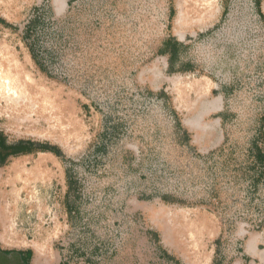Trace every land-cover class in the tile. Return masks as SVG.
Returning a JSON list of instances; mask_svg holds the SVG:
<instances>
[{"label":"rangeland","instance_id":"374dc122","mask_svg":"<svg viewBox=\"0 0 264 264\" xmlns=\"http://www.w3.org/2000/svg\"><path fill=\"white\" fill-rule=\"evenodd\" d=\"M171 37L185 44L173 69ZM0 41L69 113H0L1 143L59 153L0 155L2 250L31 264H263L248 246L264 251V0H0ZM16 161L42 174L12 178Z\"/></svg>","mask_w":264,"mask_h":264},{"label":"bare ground","instance_id":"6f19581e","mask_svg":"<svg viewBox=\"0 0 264 264\" xmlns=\"http://www.w3.org/2000/svg\"><path fill=\"white\" fill-rule=\"evenodd\" d=\"M67 111L68 108L56 97V94L39 87L28 72L26 62L21 61L14 52L10 51L5 42L0 41V113H4L7 121L15 123L22 117H38L43 114H47L51 120L55 117L62 119V116L69 115ZM10 168L12 178L20 176L29 180L32 176L42 174L41 167L34 166L29 171L23 169L25 167L19 161L12 163ZM4 211L5 206H0V215ZM204 227L205 224L201 221L199 230ZM37 246L34 245V252L39 255Z\"/></svg>","mask_w":264,"mask_h":264},{"label":"trees","instance_id":"16d2710c","mask_svg":"<svg viewBox=\"0 0 264 264\" xmlns=\"http://www.w3.org/2000/svg\"><path fill=\"white\" fill-rule=\"evenodd\" d=\"M162 48H161V52H166L168 54V60H169V64L168 67L169 69H173L174 67V61L177 57V50L179 47H184V43L180 42L179 40L171 37L168 39H165L163 42ZM32 55V52H31ZM33 56V55H32ZM34 58V56H33ZM184 68V66H181V69ZM33 150L36 151H49L54 153L55 155L59 156V153L57 152L56 148L51 147V146H47V144H42L40 142H33L30 140H24V141H20L17 144L10 146V145H4L3 143H1V139H0V155L4 154H18V153H28L31 152ZM65 175H66V184H67V203H66V210H67V215L68 218L70 220L73 219L72 217V209L73 206L70 203L69 200V194H70V190L72 188V182H71V178L69 176V172L66 169L65 170ZM149 235L151 238L155 239L156 241H159V237L157 232L155 231H150ZM29 251V250H28ZM4 253L9 254L11 252H13V250H3ZM21 254V258L23 259V261L26 264H31L28 260L27 254L29 252H23V251H18Z\"/></svg>","mask_w":264,"mask_h":264},{"label":"water","instance_id":"95a60500","mask_svg":"<svg viewBox=\"0 0 264 264\" xmlns=\"http://www.w3.org/2000/svg\"><path fill=\"white\" fill-rule=\"evenodd\" d=\"M0 264H25L18 252L6 254L0 248Z\"/></svg>","mask_w":264,"mask_h":264},{"label":"crops","instance_id":"0c3cea01","mask_svg":"<svg viewBox=\"0 0 264 264\" xmlns=\"http://www.w3.org/2000/svg\"><path fill=\"white\" fill-rule=\"evenodd\" d=\"M48 152V151H47ZM258 240H256V238L254 237V238H251V240H249V243H248V245L250 244V243H252V244H254L255 245V243L257 242ZM250 249H251V251H253V253H254V255H255V257L259 260V262H261V263H263L264 264V251H262V252H256V251H254V247L251 245V246H248ZM21 255V254H20Z\"/></svg>","mask_w":264,"mask_h":264},{"label":"flooded vegetation","instance_id":"af4514ba","mask_svg":"<svg viewBox=\"0 0 264 264\" xmlns=\"http://www.w3.org/2000/svg\"><path fill=\"white\" fill-rule=\"evenodd\" d=\"M10 254V253H9ZM23 260V259H22ZM24 262V261H23ZM25 263V262H24ZM26 264V263H25Z\"/></svg>","mask_w":264,"mask_h":264}]
</instances>
